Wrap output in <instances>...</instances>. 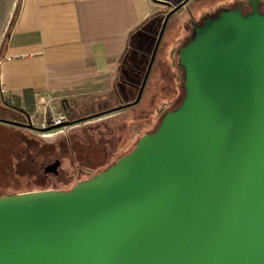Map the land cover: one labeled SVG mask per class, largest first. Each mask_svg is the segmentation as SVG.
Masks as SVG:
<instances>
[{"label": "water", "instance_id": "95a60500", "mask_svg": "<svg viewBox=\"0 0 264 264\" xmlns=\"http://www.w3.org/2000/svg\"><path fill=\"white\" fill-rule=\"evenodd\" d=\"M179 57L185 99L132 152L69 192L0 198V264H264V17L222 13Z\"/></svg>", "mask_w": 264, "mask_h": 264}, {"label": "crops", "instance_id": "0c3cea01", "mask_svg": "<svg viewBox=\"0 0 264 264\" xmlns=\"http://www.w3.org/2000/svg\"><path fill=\"white\" fill-rule=\"evenodd\" d=\"M160 15L156 0H0V99L32 90L47 123L64 99L110 92L122 54Z\"/></svg>", "mask_w": 264, "mask_h": 264}, {"label": "trees", "instance_id": "16d2710c", "mask_svg": "<svg viewBox=\"0 0 264 264\" xmlns=\"http://www.w3.org/2000/svg\"><path fill=\"white\" fill-rule=\"evenodd\" d=\"M18 16L19 10L17 11L11 23L10 30L14 27ZM162 25V19H152L143 26L142 30L139 32V36L152 40L156 46L157 40L162 30ZM182 39L183 38H179L171 43L172 47L169 49V55L167 59V61L170 62L171 70H173V80L178 86V100L171 109H169L167 106L174 104L173 101L167 103V106L162 105L155 110L156 118L159 121L150 126L151 130L145 128L142 137L157 132L165 116L176 111L182 105L185 99V70L180 63L179 53L181 49L178 51V45ZM135 40L137 39H134L131 42V45L126 48L119 60L112 90L110 92L105 94H93L64 99L59 103L56 111H62L63 115L67 118V123L71 124V126H84L83 128L74 131L72 136H69L66 140H64V142L61 144V147L57 151L55 150L57 152L55 158H52L50 162L48 161L49 163H47V165H50L55 161L62 165L61 171L59 172H73L74 170L79 171L80 173H78V175L80 179L78 181H80L84 179H81V177H84L81 172H89L97 175L116 164L119 159L126 155L127 152H131L134 143H131L129 140L130 132L133 131L134 127H140L139 122L141 121H137L138 119H123L122 117H117L116 115L118 113L122 114L124 111L128 112L131 109H135L136 107L140 106L143 97L147 92L149 84L153 79V72L159 55L158 52L155 64L140 102L137 105L121 109L122 107L133 104L138 100L152 57L148 53L141 51L138 43L134 42ZM190 41V38H186L184 46H186ZM181 91H183V96L181 99H179L181 96ZM1 102L5 108L10 111L22 114L27 120L31 119V115L36 109V103L32 90H24L20 95L2 96ZM103 114H106L105 117L108 119L94 125H85L94 120L103 118L104 116H101ZM92 117H94V119H91ZM147 120L148 119L146 118L145 121ZM0 129L1 131L4 130L2 131L4 136L6 135L8 139L16 141L18 143V147L20 144L23 145V150L26 155L24 156L21 153L19 158H17V154L15 153V168L29 166L28 168L33 167L41 172L42 167L46 164L40 163V160L37 159V156L31 152V150L39 144L36 139L31 137L30 134L32 130L2 122H0ZM140 132L142 131H137L136 133ZM139 140L136 142V146ZM45 147L49 150H52V147L50 146L45 145ZM95 151H97V153H95ZM65 154H68V157L71 158L69 162L66 160ZM0 159H5L7 163H10L9 159L14 158H10L8 151L1 147ZM44 177H47V175ZM60 182L54 181V187L45 188L44 186L40 188L39 191L58 190L60 188L56 187H58ZM10 189L11 188L9 186H3V188H0V198L12 197L25 192L17 191L14 194H8L7 192L10 191ZM72 189L73 188L66 190L65 192H69Z\"/></svg>", "mask_w": 264, "mask_h": 264}, {"label": "rangeland", "instance_id": "374dc122", "mask_svg": "<svg viewBox=\"0 0 264 264\" xmlns=\"http://www.w3.org/2000/svg\"><path fill=\"white\" fill-rule=\"evenodd\" d=\"M163 20V17H158ZM179 25L178 22H172L170 24L169 30L167 31L164 40L162 42L158 60L156 62L154 72H153V79L151 80L149 87L147 89L146 94L143 97L142 103L140 106L136 107L135 109H131L128 112H122V114L118 113L117 117H122L123 119L128 120H134L138 119L137 121H141L140 127H134L133 131L130 132L129 140L131 143H134V146L132 147V150L136 147V142L142 138L145 128L150 129L151 125H154V123H157L159 120L156 118L155 110L162 105H166L167 103H170L171 101L174 102V104H171L169 109L173 108L175 105V102L178 100L179 90L176 82L173 80L172 77V71L170 62L167 61L168 55H169V49L172 47L171 43L173 41H176L179 38H183L180 41V44L178 45V51L182 49L185 45V40L188 37H183V35L179 32H173V29H176V27ZM186 29V28H185ZM177 30V29H176ZM134 42L138 43L139 48L141 51L148 53L150 56H152V53L155 49V43L146 38L139 36L137 40ZM0 95L1 91H0ZM183 96V91H181V97ZM6 109V110H5ZM56 111V109H55ZM113 117V116H111ZM0 118L4 120H8L10 122H18L23 124L32 125L34 128L37 129H46L49 128V123L51 122V117L48 119V122L45 123L44 120L40 118V116L34 112L31 115V119L27 120L23 115L13 112L7 111V108L3 105L0 99ZM146 118L148 119L147 121ZM105 116L103 118H100L99 120H94L92 122H89L85 125H94L97 123H100L102 121H105ZM84 125H75V126H68L66 128L51 131V132H31V137L36 139L39 144L38 146H35L31 152L37 156V159L40 160V163H45L46 165L42 167L41 172H39L37 169L29 166L25 167H16L15 168V153L17 154V158H19L20 154L26 155L23 150V145L20 144L18 147V143L16 141H12L7 138V136L3 135L4 130L1 131L0 129V148L3 147L8 151V154L14 159H9L10 163H7L5 159H0V188H3V186H9L11 189L8 191V194H14L17 191L24 193H33L39 192L40 188L44 187H54V181L60 182L58 187L60 188L55 191H66L71 188H74L77 184L89 180L92 178L94 173L89 172H81L82 175H84L83 180H80V177L78 173L79 171H70V172H59L61 171V164L59 162H52V164L47 165L51 161L52 158H55L57 155V150L61 147V144L66 140L69 136H72V133L74 131H77L81 128H83ZM151 130V129H150ZM137 131H142L140 133H136ZM133 132V133H132ZM132 133V136H131ZM11 135V134H9ZM45 145L52 147V150H49L45 147ZM79 146V145H78ZM54 148V149H53ZM56 150V151H55ZM131 150V152H132ZM130 152V151H129ZM129 152H127L129 154ZM97 153V151H95ZM126 153V155H127ZM14 154V155H13ZM25 158V157H24ZM66 160L69 162L71 160L70 157H68V154H65ZM49 161V162H48ZM74 166V164L72 163ZM25 167V168H24ZM47 175V177H44ZM75 175V176H73ZM73 176V177H71ZM47 181V182H46ZM38 190V191H37ZM42 191V190H41ZM48 191V190H46ZM19 195V194H18Z\"/></svg>", "mask_w": 264, "mask_h": 264}, {"label": "flooded vegetation", "instance_id": "af4514ba", "mask_svg": "<svg viewBox=\"0 0 264 264\" xmlns=\"http://www.w3.org/2000/svg\"><path fill=\"white\" fill-rule=\"evenodd\" d=\"M156 2L161 8L160 16L163 17V24L168 19L164 37L170 24L175 21L179 25L176 27L177 30L173 29V32H180L183 37L192 40L197 28L202 27L206 21L216 19L225 12L240 11L242 16L249 17L256 10L258 15L264 17V0H156ZM54 112L55 115L60 114L59 111ZM51 122L49 123L50 127L52 126ZM23 125L29 126L28 124Z\"/></svg>", "mask_w": 264, "mask_h": 264}, {"label": "built area", "instance_id": "2783aa9c", "mask_svg": "<svg viewBox=\"0 0 264 264\" xmlns=\"http://www.w3.org/2000/svg\"><path fill=\"white\" fill-rule=\"evenodd\" d=\"M67 122V118L63 114H57L53 117L51 125L58 126Z\"/></svg>", "mask_w": 264, "mask_h": 264}]
</instances>
